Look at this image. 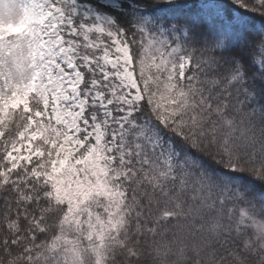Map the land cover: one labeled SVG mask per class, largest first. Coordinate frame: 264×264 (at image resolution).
I'll list each match as a JSON object with an SVG mask.
<instances>
[{"label": "snow or ice", "instance_id": "1", "mask_svg": "<svg viewBox=\"0 0 264 264\" xmlns=\"http://www.w3.org/2000/svg\"><path fill=\"white\" fill-rule=\"evenodd\" d=\"M0 264H264V0H0Z\"/></svg>", "mask_w": 264, "mask_h": 264}]
</instances>
